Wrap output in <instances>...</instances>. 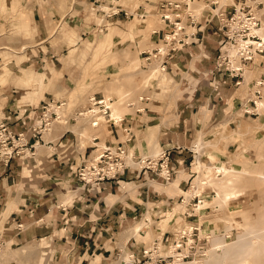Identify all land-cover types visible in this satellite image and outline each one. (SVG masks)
Masks as SVG:
<instances>
[{"label": "rangeland", "instance_id": "1", "mask_svg": "<svg viewBox=\"0 0 264 264\" xmlns=\"http://www.w3.org/2000/svg\"><path fill=\"white\" fill-rule=\"evenodd\" d=\"M1 1L3 6L0 7V17L3 19L0 27V67L5 74L4 78L15 87L17 96L22 101L35 105L38 99H43V94H48L46 98L52 97L53 100L64 101L65 105L59 114V116L61 115L60 119L57 121L59 124L55 122L52 128L70 129L78 134V141H75V144H77L76 149L81 156L79 155L80 159L77 163L93 154L92 143L88 142L91 137L98 138L97 146H101L104 139L109 140L110 143H116V138L112 136L117 132L118 141H122L120 129L116 127L115 130V128L107 127V124L103 122H100L97 128H91L87 121L78 118L74 122L68 123V116L85 109L88 105V100L92 96L96 99L109 98L114 105H112V108L121 110L120 117L127 115L133 118L134 141L136 138L137 140L132 143L131 147L134 148L138 155L149 156L154 153L157 154L159 149H162V147H159L162 137H160L156 127H151L157 122L154 120L155 123L152 124L148 122V119H140V121H146L147 123L139 127L138 118L133 117L132 111L126 107L127 103L136 100L139 96H146L149 98L146 105L149 111L164 112L163 109L165 110L166 106L168 107L165 111H168L173 106L176 96L180 93L181 88L178 81L170 78L166 73H160L156 66L150 70L144 69L141 57L138 56L140 51L155 47L153 41L156 38L152 41L149 35L152 30L161 28L155 14V5L162 0H103L96 3L97 7L81 3L84 14L82 17L78 16L80 19L75 17L71 20L72 17H67L66 19L62 17L57 25H52V29L49 31L50 36L45 43H47L48 48H52V63L44 61L41 62L42 64H34L35 66L32 67L30 57L33 55L37 57L36 53L39 50L43 53L46 51L43 43L38 46L35 45L37 42L32 39L30 31H24L23 33L19 30L18 23L21 8L19 6L17 8L10 7L8 10L5 8L4 0ZM71 1V5L68 0L64 2L69 10L72 9V5L79 7L73 4L75 0ZM109 1H112L113 11L123 10L127 15L130 14L131 16L125 19L122 15H118L108 20L105 30L98 33L97 29L99 28L97 27L101 25V13L96 12V9L105 11L108 8ZM218 2L231 4L232 0H218ZM260 2L261 5L252 10V12H255L257 17H259L260 28L264 29V0H260ZM58 3L61 5L62 1ZM248 4L251 5L250 3ZM141 8H143V11ZM136 14L144 15V19H139ZM80 30L83 32L82 35ZM131 63L136 64L135 69L128 66ZM12 65H16V72L10 71ZM244 68L247 70L246 74L244 77L241 74V78L238 79L242 86L246 84L242 88L241 93L237 94L239 85L234 86L232 89L233 95L230 100L228 99L223 113L211 122L208 121L205 132L199 131L192 137L193 141L190 149L193 153V159L190 160L191 163L186 165V169L180 170L177 174L182 177L189 176L186 184L173 190V188H170L169 183L174 181H170L166 185H157L155 181H150L149 175L142 176L146 177L148 185L159 187L158 191L165 192L169 195L168 197H171V200L167 203H159L158 209L151 216L148 213L142 216L141 219L147 220L149 224H147V227L149 228L147 229L146 227L141 230L138 235L133 234V230L138 223L143 224V220L132 221L121 227L120 232L116 235V241L122 252L117 254L118 260H115L113 264H118L120 259L121 263L124 256L126 257L128 254L124 245L128 240L135 244H139L141 240L147 242V244L154 239L162 241L161 237H158V227L155 225H157L158 221L166 218L165 211L168 207L174 205H179L182 209L179 213H172L171 223L162 232V234L165 232L167 234L162 241L165 244L160 247L159 256L174 257L171 249L172 243L169 242L173 239V235L176 237L179 234V232H174V228L184 224L191 226V229H196L193 231L194 236L192 238L194 249H196V252L194 251L195 254L201 250L200 247L207 245L209 241L222 234L221 232H223V237L227 241L226 244H230L235 240V230L230 228L231 230L226 231L223 222L217 218H221V216L228 218L225 216L226 214L224 215L221 212L226 211L225 209L227 208L238 210L235 203L244 198L246 193L241 195L236 200L237 202L229 201L218 215L214 214L210 207L205 210L206 215H204L203 210L197 209L199 197L193 194L190 195V193L192 192V186L196 182L206 180L211 176L213 171L209 168H212L215 163L237 166L243 170L264 166V110L256 112L255 104H253L254 100L264 101V57L256 58L253 62L245 65ZM5 70L9 72L8 77ZM153 70H157V72L154 74V78L146 84L144 79ZM22 71L35 73L34 76L40 81L38 82V79L36 81L33 76L24 72L20 78L21 83L18 78L21 76ZM46 73H48L47 77L41 76V74ZM202 74L200 73V77L203 79L205 74ZM24 80L27 81L26 84L23 82ZM28 82L31 83L29 84ZM257 82L260 84L255 87ZM255 92L257 94H254ZM246 110H248L247 114L244 113ZM198 137L202 141V146L206 145V147H203L197 153L196 149L199 145L197 146L198 142L196 141L199 140ZM73 144L72 142L71 145ZM89 145V149L84 154L83 148ZM69 146V143L61 142L59 148L62 151L63 149L67 151ZM209 156H213L214 159L208 160ZM196 162H199L202 167L201 170H196ZM205 168L209 170L206 169V172ZM173 170L175 174L176 170L174 168ZM70 184L80 187L71 176V183L64 186L63 189L66 190V187L68 188ZM124 184L127 183H122L123 192L129 188L134 189L137 183H130L127 186ZM177 189L188 192L190 197L184 198L181 193H177ZM201 192L202 196H204L202 200L210 202L213 194L208 190H202ZM61 193L65 195L64 191H61ZM160 205H164L161 210L159 208ZM145 207L150 209L152 205ZM240 223L245 225L243 221H240ZM167 242L169 243L168 249H166ZM40 251H42L41 246ZM43 253L48 254L47 251ZM2 254L3 252H0V257ZM29 254L32 257L33 253L31 250L23 249L21 253L15 251L13 257L16 260L23 255L27 259L30 258ZM46 258L47 256L42 259V264H47ZM192 259L190 256L187 262ZM174 261L175 257L171 262ZM167 263L170 262L166 260L165 264ZM259 263L264 264V254L253 264ZM39 264H41V260ZM225 264L233 263L229 261Z\"/></svg>", "mask_w": 264, "mask_h": 264}, {"label": "crops", "instance_id": "2", "mask_svg": "<svg viewBox=\"0 0 264 264\" xmlns=\"http://www.w3.org/2000/svg\"><path fill=\"white\" fill-rule=\"evenodd\" d=\"M61 1L60 5L58 2ZM65 1L4 0L8 10L10 7L21 8L19 30L23 33L30 31L32 39L37 42L35 45L43 43L46 50L45 53L39 50L37 57H30L31 67L44 61L52 63V48H48L45 43L52 25H57L62 17H72L71 20L82 17L84 12L81 3L96 6L98 1L103 0H75L73 4L79 7L72 5L71 10L66 7ZM71 2L68 0L70 5ZM1 6L3 2L0 0ZM73 11L78 15L75 16ZM2 19L0 17V27ZM204 26L200 45L175 53L166 65V74L178 81L181 88L173 106L165 111L166 106L164 112L149 111L147 102L144 111L134 116L138 118L139 127L147 123L140 119H148L152 124L157 122L151 127H156L162 137L159 147L170 149L168 165L176 170L171 181L177 182V188L183 187L189 177L177 174L193 159L190 149L192 137L199 131L205 132L208 121L211 122L223 113L228 99L233 95V80L222 79L214 72L219 35L215 33L214 24ZM80 33L83 34L82 30ZM155 36H159V33L149 35V38L153 41ZM10 68V71L16 72V65ZM5 72L8 77L9 72ZM24 72L37 81L35 73L28 71H22L18 79ZM200 73L205 74L203 79ZM47 75L48 73L41 74L42 77ZM4 76L0 67V122L5 123L12 134L25 133L31 144L34 137L26 130L39 114L40 104L52 97L46 98L48 94H43V99H38L35 105L22 101L17 96L15 87ZM131 122L134 136L133 118ZM112 137L117 141V132ZM75 141H78V134L70 129L51 127L49 132L41 135L38 144L33 146L32 157L26 160L13 158L5 165L0 164V238L4 243L0 248V252H3L0 264H39L40 260L42 264V259L46 256L47 264H113L116 254L122 251L116 241L121 227L136 220L147 221L141 219L143 215H151L158 209L159 203L171 200L165 192L158 191L159 187L148 185L146 177L136 178L133 175H123L116 181L104 182L90 191L72 184L69 185L71 188L66 187L64 190L63 187L71 183V173L79 164L77 162L81 156L77 152ZM61 142L69 143L67 151L59 148ZM88 142L98 144L99 139L92 142L89 138ZM109 143V140L104 139L103 144ZM89 147L90 145L83 148L84 154ZM150 181L165 185L160 179L151 176ZM122 183L137 184L134 189L123 192ZM147 205H152V208L147 209ZM163 207L164 205H160V210ZM166 234L167 232L162 234V241ZM151 243L141 240L139 244H135L128 240L124 245L126 252H132L134 259L140 263L146 259L142 257L141 250ZM40 246L43 252H48L47 255L40 251ZM23 249L31 250L32 257L29 254L30 258L26 259L22 255L14 260L15 251L21 253Z\"/></svg>", "mask_w": 264, "mask_h": 264}, {"label": "built area", "instance_id": "3", "mask_svg": "<svg viewBox=\"0 0 264 264\" xmlns=\"http://www.w3.org/2000/svg\"><path fill=\"white\" fill-rule=\"evenodd\" d=\"M111 4L112 1H109L105 11L96 9V12L101 13V25L97 27L99 28L97 29L98 33L105 30L108 20L118 15H122L125 19L131 16L123 10L113 11ZM260 5V0H232L231 4H222L218 0L160 1L155 5V14L161 28L150 32V35L159 33V36H155L156 39L153 41L155 47L138 53L143 68L148 69L154 65L160 73H166V65L172 56L184 48L199 46L204 25L214 24L215 33L219 35L214 72L219 74L222 79L233 80L232 84L237 86L238 79L241 78V69L256 58L264 57V43L258 36L259 17L255 12H252ZM141 10L143 11V8ZM136 16L139 19H144L142 14H136ZM242 44L243 46H241ZM228 50L233 51L232 56L227 54ZM259 84L257 82L255 87ZM148 101V97L139 96L136 100L127 103L126 107L132 111L134 117L144 111V105ZM111 104L110 99H96L92 96L85 109L68 116L67 121L74 122L76 118L82 119L87 121L91 128H95L100 122H103L107 124V127L120 129L122 135V141L117 140L116 143L102 144L101 146L92 144L93 154L83 158L73 169L71 176L86 191L98 188L104 182L116 181L123 175H133L136 178L149 175L160 179L165 185L168 184L174 174L173 167L168 165L170 149H159V152L152 157L138 155L131 147L134 141L130 125L132 117L125 115L112 121L110 117ZM64 105V101L52 98L40 104L39 114L33 118L26 130L34 137L31 144L28 143L25 133L12 134L5 123L0 122V164L5 165L13 158L26 160L32 157L33 146L38 144L43 133L49 132ZM246 112L244 111L245 114H247ZM91 141L97 142V138L91 137ZM143 222L145 225L148 224L147 221ZM195 230L192 228L188 237L180 235L176 238L173 235V239L169 243L173 245L176 261L184 263L190 259V256L191 259L193 258L196 250L192 239ZM169 243H166V249H168ZM163 244L165 242L153 240L147 248L141 250L142 257L146 258L144 262L138 263L132 252H127L126 260L128 264H152L154 261L155 264H165L166 260L170 262L173 257L158 255ZM3 246L4 243L0 238V248ZM121 252L119 251L118 254ZM117 256L116 254V258ZM152 258L155 259L152 261Z\"/></svg>", "mask_w": 264, "mask_h": 264}, {"label": "bare ground", "instance_id": "4", "mask_svg": "<svg viewBox=\"0 0 264 264\" xmlns=\"http://www.w3.org/2000/svg\"><path fill=\"white\" fill-rule=\"evenodd\" d=\"M263 31L264 29L262 27L259 28L258 36L259 38L262 39V42L264 43ZM241 46H243V44ZM227 54L229 56H232L233 51L228 50ZM128 66L131 67L132 69H135L136 64L131 63L128 64ZM153 67L154 65L149 67L147 70H150ZM241 70H242L241 74L244 77L247 70L246 68H242ZM156 72L157 70H153L150 73V75L146 79H144L145 80L144 82L146 84L149 83L154 78V74H156ZM23 82L26 84L27 81L24 80ZM238 85L239 88L237 94H240L242 88L245 87L246 84L245 86H242V83H239ZM253 102L256 107L255 109L256 112L264 110L263 100H254ZM112 105L113 104H111L110 106V117L111 120L114 121L115 119L120 118L121 110L119 111L118 109H113L112 107L114 105L113 106ZM60 116H58V119L56 120L57 124H59L57 121L60 119ZM196 142H198L197 146L199 145L198 148L196 149V152L198 153L203 147H206V145L202 146V141L200 139L197 140ZM155 155L156 154L154 153L149 156L152 157ZM213 159H214L213 156L208 157V160H213ZM195 166H196V170L197 169L201 170L202 168L199 162H196ZM253 168L254 169L251 170H243L237 166L215 163L212 166V168H209L210 170L213 171L211 176L207 179L206 177H204L206 180H201L200 182H196L192 186V192L190 193V195L193 194L199 197V203L197 205L198 206L197 209L203 210L204 215H206L205 210L208 207L211 208L214 214L218 215L220 213V210L223 207L225 208L226 204L229 201L235 202L239 197H241V195L246 193V196L244 198H242L238 202L236 201L237 203H235L236 207H238V210H232V208L231 209L227 208L225 209L226 211H221V212H223L224 215L226 214L225 216L228 218H223L222 216L221 218H217L218 220H221L223 222L226 231L229 230L230 228L235 230L236 232L235 240L230 244H226L227 241L223 237L224 236L223 232H221L222 234H219L215 239L209 241L207 245L200 247L201 250H199L196 254L194 253L193 259L190 262L179 263L176 260L174 262H171L174 260L175 257V255H173L174 256L173 260H171L170 263L167 264H225L226 262L229 261H231L233 264H253L259 259L260 256L264 254V166L262 167L256 166ZM206 169L207 168H205V171L207 172V170L209 169L207 170ZM176 183H177L176 181H174L173 183H169L170 188L176 189L177 188ZM124 185L127 186L128 184H124ZM199 187L202 190H208L213 194L210 199V202L209 201L205 202L204 200H202L204 199L203 198L204 196H202V192H201L202 190L200 191ZM129 190L130 188L126 189L125 192ZM177 191H178L177 193H181V195L184 196V198H187V196L190 197L188 192L181 191L180 189H177ZM181 209L182 207H180L179 205H174L172 207L167 208V210L165 211L166 218L161 221H158L157 225H155L158 227L157 230L159 232L158 235L159 238L161 237L164 228L165 227L167 228L168 224L171 223L172 213L173 212L179 213ZM240 221H243L245 225H243V223L241 224ZM146 227L147 225H145V223L143 224L138 223L133 230V234L138 235L139 232L145 229ZM148 228L149 227H147V229ZM190 230H191V226L187 224H184L182 226H176L174 228V232H179V234L177 233L178 235L176 236V238L179 237L180 235H187L188 237L190 234ZM171 249L173 250V245L171 246ZM122 262L123 264H128L125 256Z\"/></svg>", "mask_w": 264, "mask_h": 264}]
</instances>
